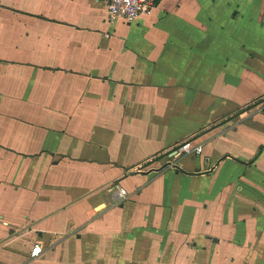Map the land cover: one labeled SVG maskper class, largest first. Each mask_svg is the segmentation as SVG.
I'll list each match as a JSON object with an SVG mask.
<instances>
[{
    "label": "crops",
    "instance_id": "crops-1",
    "mask_svg": "<svg viewBox=\"0 0 264 264\" xmlns=\"http://www.w3.org/2000/svg\"><path fill=\"white\" fill-rule=\"evenodd\" d=\"M263 96L264 0H0V264H264Z\"/></svg>",
    "mask_w": 264,
    "mask_h": 264
},
{
    "label": "built area",
    "instance_id": "built-area-1",
    "mask_svg": "<svg viewBox=\"0 0 264 264\" xmlns=\"http://www.w3.org/2000/svg\"><path fill=\"white\" fill-rule=\"evenodd\" d=\"M107 16L110 21L122 20L126 23H133L141 15L149 13L155 6L156 0H105ZM256 109L264 113V96L255 105ZM203 146L196 144L193 140H187L179 146L177 153L185 156H199L203 151ZM126 195L124 190L120 193ZM42 253L41 245H36L32 251L33 256Z\"/></svg>",
    "mask_w": 264,
    "mask_h": 264
},
{
    "label": "rangeland",
    "instance_id": "rangeland-1",
    "mask_svg": "<svg viewBox=\"0 0 264 264\" xmlns=\"http://www.w3.org/2000/svg\"><path fill=\"white\" fill-rule=\"evenodd\" d=\"M254 112V110H253ZM261 116H257L253 119H251L249 122H246L244 126L239 128V131L237 132L240 135V141H237L235 139L231 140H218L214 143H212V149L217 151H221L222 153H238L246 156L250 151L255 147V145L261 141L264 140V114L260 113ZM236 123V121H234ZM246 125H249V128H246ZM211 145H208V147ZM200 156H196L194 160L199 159ZM190 159V158H188ZM208 159V158H206ZM191 161V159H190ZM147 167L145 165L143 168ZM223 201L221 203L222 207L224 206ZM221 206H219L213 214L210 213V216H212L213 225H212V232L213 233H220L221 230Z\"/></svg>",
    "mask_w": 264,
    "mask_h": 264
},
{
    "label": "trees",
    "instance_id": "trees-1",
    "mask_svg": "<svg viewBox=\"0 0 264 264\" xmlns=\"http://www.w3.org/2000/svg\"><path fill=\"white\" fill-rule=\"evenodd\" d=\"M263 148H264V147H263ZM263 148H262V149H263Z\"/></svg>",
    "mask_w": 264,
    "mask_h": 264
}]
</instances>
